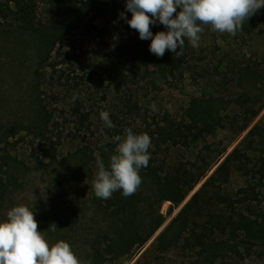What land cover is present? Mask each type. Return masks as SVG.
Instances as JSON below:
<instances>
[{
  "label": "trees",
  "instance_id": "trees-1",
  "mask_svg": "<svg viewBox=\"0 0 264 264\" xmlns=\"http://www.w3.org/2000/svg\"><path fill=\"white\" fill-rule=\"evenodd\" d=\"M41 3L47 7V18L43 22L37 20ZM125 4L126 0H0V29L12 27L15 21L16 30H32L34 37L43 38L46 44V49L34 71L39 109L37 116L27 126L28 131L40 137L41 156L51 157L52 163L57 162L59 145L63 141L58 129L60 118L51 106L49 96L42 97L43 87L63 79L62 70L58 68L65 63L74 49V46L66 44V40L71 33L80 28L101 37V44L109 49L107 53L110 66L105 71L107 74L111 72L107 75V86L103 90L102 98L105 99L103 109H95L93 101L92 104H88L94 97L97 98V93L82 97L74 89L70 90L77 94L71 113L78 125L77 131L80 132L79 128L83 127L85 131L92 129L95 125L94 120L97 119L102 125L99 128L102 135L107 134L108 137L122 135L124 129L130 127L134 132L147 133L151 138L149 148L151 158L148 166L139 172L142 184L137 192L124 197L122 191L118 190L110 199L95 196L96 215L100 213L102 219L95 220V213L94 219L91 220L70 219L68 225L58 227L56 239L50 242L51 244L63 239L70 243L74 253L84 264H106L134 255L164 222L158 211V204L164 198L171 199L176 205L182 203L227 151L226 146L220 148L216 141L220 132L226 131L233 137L231 139L236 138L264 108V68L245 59L241 43L236 44L233 55H223L226 60H220L212 70L220 74L225 81L224 85L241 89L232 100L227 101L223 97L211 94L194 97L190 106L183 108L181 113L174 114L168 108L159 107L153 111L150 107L152 100L147 98V102L132 88L137 79H142L148 85H157L152 75L147 74L153 66L152 61H159L157 64L160 68L159 76L168 78L183 70H189L191 65H198L192 62L201 61L203 58L187 40L182 56L172 54L167 58L157 57L149 51L147 42L139 37L138 31L132 29L129 24L126 39L118 37L114 42L112 39L113 43L110 44L106 39L109 28L119 20L127 21L120 17V13L124 12L127 19H131L132 13L126 9ZM257 17L259 16L253 14L245 20L242 29L237 33H243L242 35L256 33ZM72 22L74 24H71ZM243 38L242 36L241 40ZM210 68L212 66L208 69L203 65L201 68L203 73L199 74L203 76L206 74L215 82ZM82 79L80 76L74 86H80ZM229 103L235 106L233 110L227 109ZM102 110L109 112L114 128L104 126L99 115ZM256 130L257 128H254L250 134H254ZM261 139L264 145V137ZM179 148L188 152L195 151V155L177 156L170 160L164 154ZM114 150L113 141L105 142L97 148L82 145L72 154V159L75 158L86 165L89 160H96L99 157L107 167ZM36 156L38 160L39 154ZM80 156L84 160L80 159ZM247 159L248 156L241 146L227 156L178 215L176 223L178 222L180 234L200 224L199 220L206 217V222L200 224L205 228L202 245L206 244L205 239L214 237L219 232L224 236L228 235V238L236 243V248L238 245L253 248L264 244L252 228L259 222L258 219L259 226L264 228V210L252 205L249 200L253 199L257 192L256 188L252 190L251 186L249 189L243 188L236 198L223 193L232 171L246 168ZM1 168L0 204L9 193L10 181L8 172ZM147 200L154 202L156 206L149 205L145 210L140 202L144 203ZM239 205L240 209L237 208ZM216 208L220 209V214L216 213ZM244 211L258 219L247 218ZM101 223L105 224L100 225ZM223 243L225 242L216 244L221 251L225 248Z\"/></svg>",
  "mask_w": 264,
  "mask_h": 264
},
{
  "label": "rangeland",
  "instance_id": "rangeland-1",
  "mask_svg": "<svg viewBox=\"0 0 264 264\" xmlns=\"http://www.w3.org/2000/svg\"><path fill=\"white\" fill-rule=\"evenodd\" d=\"M255 15L259 16L255 28L258 34L236 33L235 36H231L228 33L213 31L209 25H203L204 32L201 33L199 47L195 48L201 53L200 57L203 59L192 62L198 65H191L189 70H183L174 76L161 78L160 68L157 65L159 61L153 60V66L147 74L152 75L157 85H148L142 79H137V83L132 87L133 90L147 102V98L151 99L156 107L168 108L174 114L181 113L183 108L189 107L194 97L212 94L223 97L227 101L232 100L241 92V89L224 85V79L212 70L220 63V60H226L223 55H233L236 44L241 45V43L243 50L241 48L240 50L245 55V59L260 64L264 68V17H260L264 16V7L260 8ZM37 17V20L42 22L47 18V7L42 3L38 8ZM68 20L71 21V19ZM12 25V27L0 29V167L8 172V179H10L9 193L0 204V220L6 219V212L12 206L25 204L34 211L38 230L50 243L56 239L58 227L68 225L70 219L91 220L94 219V213L95 220L102 219L100 213L96 215L95 194L92 188V181L97 171V159H91L83 165L77 159H72V154L82 145L97 148L105 142L113 141V137H108L107 134L102 135L103 133L99 130L102 125L101 122H97V119L94 120L95 125L92 129L85 131L83 127L79 128L80 132L77 131L78 125L71 113L75 106V101L72 99L74 94L89 97L92 93H97V98L94 97L88 104L95 102V109H103L105 106V99L102 96L107 86V75L111 72L107 74L105 71L110 66L109 53H107L109 49L101 44L100 36L88 33L83 28L67 37L66 44L74 46V49L71 50L65 63L58 68L62 70L63 79L44 86L42 91V97H50L48 99L51 106L60 118L58 129L63 141L59 145L58 160L52 163L51 157L41 156L40 137L28 131L27 127L37 116L39 109L34 71L46 49V44L43 38L34 37L32 30H16L15 21ZM150 29L153 34L167 30L159 22L150 25ZM128 34L127 21L119 20L109 28L106 39L111 44L118 37L126 39ZM242 36L243 40H241ZM144 41L147 42L146 46L151 43L150 38ZM172 54H174L172 51L166 50L163 57L167 58ZM203 65L208 69L212 66L210 69L215 82H212L206 74L200 75L203 73L201 71ZM80 76L83 77L82 84L76 87L74 84ZM73 89L77 94L70 91ZM232 104L229 103L227 109L233 110L235 106ZM254 128H257L256 132L250 134ZM263 137L264 108L236 138L231 139L233 138L231 134L221 131L216 141L220 148L226 146L227 151L207 176L179 205L174 204L169 198H164L158 204V211L163 216L164 222L152 238L134 255L106 264H264V244L253 248L238 245L236 248V243L229 239L228 235L224 236L219 232L214 237L203 239L206 244L202 245V234L205 228L200 224L206 222V217L199 220L200 224L181 234L178 222L176 223L178 215L192 197L227 156L240 146L248 156L245 163L247 167L232 171L230 181L223 193L236 198L241 194V189L246 187L249 189L250 186V190L256 188L257 192L253 195V199L249 200L252 205L264 210V145L261 139ZM38 154L40 158L37 160ZM164 154L172 160L177 156L192 157L195 151L188 152L179 148ZM4 156L7 157L3 158ZM79 158L84 160L81 156ZM140 204L144 209H148L149 205L156 206L150 200ZM237 208L240 209L241 205ZM216 213H221L219 208H216ZM244 214L251 220L258 219L250 213ZM258 221L260 222V219ZM259 222H256L252 228L264 242V228L259 226ZM222 241L225 242L223 243L225 248L221 251L216 244H221Z\"/></svg>",
  "mask_w": 264,
  "mask_h": 264
},
{
  "label": "clouds",
  "instance_id": "clouds-1",
  "mask_svg": "<svg viewBox=\"0 0 264 264\" xmlns=\"http://www.w3.org/2000/svg\"><path fill=\"white\" fill-rule=\"evenodd\" d=\"M125 7L132 13L120 17L137 30L141 39H151L149 51L163 57L166 50L182 56L185 40L198 48L203 25L213 31L235 36L243 22L264 7V0H126ZM179 9V11H177ZM151 14V15H149ZM175 14V15H174ZM157 22L166 31L152 33L150 25ZM179 49V50H178ZM76 95L72 99L75 101ZM156 111L153 103L151 106ZM100 119L107 128H114L108 111H100ZM114 153L109 165L98 157L92 188L97 198L110 199L115 191L124 197L134 195L142 184L139 174L149 164L151 138L147 133H136L125 128L122 135L112 138ZM0 264H84L74 253L70 243L59 239L54 243L38 230L34 211L25 204L12 206L6 219L0 220Z\"/></svg>",
  "mask_w": 264,
  "mask_h": 264
}]
</instances>
